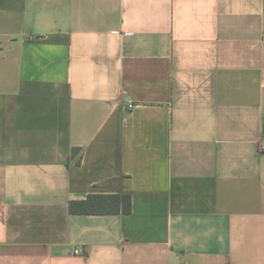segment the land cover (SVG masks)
<instances>
[{"label":"crops","instance_id":"crops-1","mask_svg":"<svg viewBox=\"0 0 264 264\" xmlns=\"http://www.w3.org/2000/svg\"><path fill=\"white\" fill-rule=\"evenodd\" d=\"M0 264H264V0H0Z\"/></svg>","mask_w":264,"mask_h":264},{"label":"trees","instance_id":"trees-1","mask_svg":"<svg viewBox=\"0 0 264 264\" xmlns=\"http://www.w3.org/2000/svg\"><path fill=\"white\" fill-rule=\"evenodd\" d=\"M72 212H108L128 213L131 210L130 195H90L88 199L83 201H72L70 205Z\"/></svg>","mask_w":264,"mask_h":264},{"label":"built area","instance_id":"built-area-1","mask_svg":"<svg viewBox=\"0 0 264 264\" xmlns=\"http://www.w3.org/2000/svg\"><path fill=\"white\" fill-rule=\"evenodd\" d=\"M128 106H129V108H132L134 106V103L133 102H130ZM80 252L81 251L79 249H76L75 250V253H80Z\"/></svg>","mask_w":264,"mask_h":264}]
</instances>
